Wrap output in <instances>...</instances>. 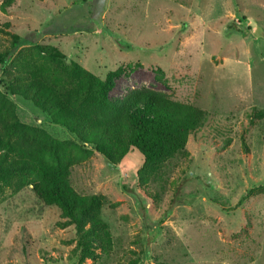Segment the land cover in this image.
<instances>
[{
	"label": "rangeland",
	"instance_id": "rangeland-1",
	"mask_svg": "<svg viewBox=\"0 0 264 264\" xmlns=\"http://www.w3.org/2000/svg\"><path fill=\"white\" fill-rule=\"evenodd\" d=\"M2 1L0 51L12 32L23 47L57 45L100 78L131 64L112 100L145 87L209 116L189 137L186 157L146 186L135 148L116 165L92 151L73 166L78 192L105 196L110 254L79 262L73 225H62L59 209L28 186L0 203V264H264V118L249 120L253 108L264 109V0H15L5 9ZM14 101L22 120L74 139L29 102Z\"/></svg>",
	"mask_w": 264,
	"mask_h": 264
},
{
	"label": "trees",
	"instance_id": "trees-1",
	"mask_svg": "<svg viewBox=\"0 0 264 264\" xmlns=\"http://www.w3.org/2000/svg\"><path fill=\"white\" fill-rule=\"evenodd\" d=\"M14 2L3 0L1 4L5 9ZM8 35L10 45L0 51V203L7 193L29 186L42 204L59 209L62 225L75 228L72 254L79 262L94 260L101 253L108 255L113 240L100 216L105 196L78 192L71 182L73 166L92 151L116 165L135 148L143 157L137 171L139 184L146 186L168 162L186 157L189 137L203 128L209 112L145 87L112 100L116 79L129 73L131 64L120 65L100 78L69 59L57 45L23 47L26 43L17 34ZM17 97L74 139L56 138L30 118L22 120L14 101ZM259 118H264V109L253 108L250 122Z\"/></svg>",
	"mask_w": 264,
	"mask_h": 264
}]
</instances>
